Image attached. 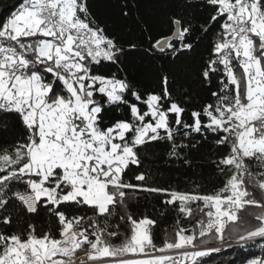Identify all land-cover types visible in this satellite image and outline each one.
Listing matches in <instances>:
<instances>
[{
    "label": "snow or ice",
    "instance_id": "obj_1",
    "mask_svg": "<svg viewBox=\"0 0 264 264\" xmlns=\"http://www.w3.org/2000/svg\"><path fill=\"white\" fill-rule=\"evenodd\" d=\"M105 8L20 0L0 19V224L47 212L57 225V234L31 223L0 232V264H205L228 249L264 252V0H106ZM197 85L214 102L189 111ZM121 109L124 118L105 123ZM209 137L226 149L213 161L226 177L218 191L153 186L139 171L160 143L191 166L185 150ZM133 170L137 183L126 179ZM136 193L162 196L191 227L178 219L157 245V222L128 211ZM246 264H264V254Z\"/></svg>",
    "mask_w": 264,
    "mask_h": 264
},
{
    "label": "trees",
    "instance_id": "obj_2",
    "mask_svg": "<svg viewBox=\"0 0 264 264\" xmlns=\"http://www.w3.org/2000/svg\"><path fill=\"white\" fill-rule=\"evenodd\" d=\"M20 3V0H0V19L6 17L9 12ZM93 3L94 10L97 14H104L106 12L105 4L106 0H90ZM146 12L149 9H144ZM204 15H208L207 12ZM122 33L128 35L127 26L120 29ZM161 31L166 32L167 26L163 25L156 30L158 36ZM215 33H213L207 40L203 42L200 49V56H198L196 63L201 62V58L207 59L206 45L210 43ZM142 50H137V52ZM142 57L137 55L135 63L140 65ZM144 66H147L146 62ZM157 67H161L157 62ZM190 72H195V67L190 68ZM195 80L192 75L188 81V85L192 84ZM149 89L159 91L160 86L154 82H145ZM187 87V85H186ZM211 90H216V84L214 82ZM211 90L204 89L199 85L190 89V95L192 99L185 105L189 111L193 108L199 109L203 104L214 102V98L211 97ZM143 91V87H141ZM179 94H183L180 90ZM124 118V111L121 109L118 112L109 113L106 117L105 123L110 124L115 119ZM19 134H22V127L17 130ZM19 138V135L18 137ZM189 153L188 158L192 161L191 166H185L182 162L170 160L168 158V148L163 143H160L158 147L153 148L149 153L142 154L143 167L139 171H144L149 176L148 183L163 188H169L181 192H200L204 194L213 193L218 191L224 184L226 177L217 169L213 161L218 160L223 154L226 153V149L222 146H217L214 139L209 137L204 139L195 149L185 150ZM137 170H133L127 173L126 179L132 183L135 181V175ZM163 197L157 194L149 193H136L128 201V211L139 218L142 216H148L154 219L157 224L154 228V240L157 245H161L166 239H171L174 234V228L178 219L181 222L191 227L188 221L182 219V214H179L176 210V206H169L163 204ZM195 208V205H192ZM72 211L75 212V209ZM122 212L124 210H121ZM76 214H85L79 212ZM87 214H90L87 213ZM15 216V214H13ZM116 222H119L118 216L114 218ZM35 224L39 232L52 231L53 234H57V225L54 223L53 217L47 212H42L39 217L29 218L23 217L15 220L11 226H5L0 224V232H23L27 225ZM127 226L121 228V236L114 240V243H120L124 239V234L127 233ZM264 254L259 247H249L247 249L233 248L228 249L220 254H212L211 256L203 258L205 264H246V261L254 255Z\"/></svg>",
    "mask_w": 264,
    "mask_h": 264
},
{
    "label": "rangeland",
    "instance_id": "obj_3",
    "mask_svg": "<svg viewBox=\"0 0 264 264\" xmlns=\"http://www.w3.org/2000/svg\"><path fill=\"white\" fill-rule=\"evenodd\" d=\"M253 169L255 170L256 169V165H252ZM209 246H212V245H209Z\"/></svg>",
    "mask_w": 264,
    "mask_h": 264
}]
</instances>
